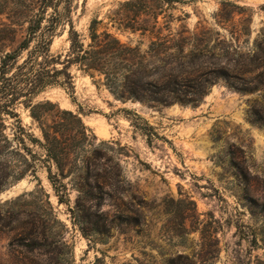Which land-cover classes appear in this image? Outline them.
<instances>
[{"label": "rangeland", "instance_id": "obj_1", "mask_svg": "<svg viewBox=\"0 0 264 264\" xmlns=\"http://www.w3.org/2000/svg\"><path fill=\"white\" fill-rule=\"evenodd\" d=\"M16 1L36 11L39 0ZM68 1L50 46L54 56L68 51V19L83 38L97 19L142 49L171 33L188 44L182 62L190 50H201L200 72L227 70L229 78L213 83L195 107L160 111L116 101L94 83L98 78L75 69L72 87L38 95L34 103L50 101L77 114L99 156L90 178L77 163L60 174L43 161L42 149L26 142L35 174L0 190V264H264V0ZM0 19L22 18L5 11ZM133 25L147 31L131 32ZM122 109L152 127L150 145ZM17 112L41 138L29 111L21 105ZM5 134L12 137L9 129ZM0 153L11 165L19 155L31 160L22 150ZM51 176L66 187L63 203ZM86 179L93 197L77 208Z\"/></svg>", "mask_w": 264, "mask_h": 264}, {"label": "trees", "instance_id": "obj_2", "mask_svg": "<svg viewBox=\"0 0 264 264\" xmlns=\"http://www.w3.org/2000/svg\"><path fill=\"white\" fill-rule=\"evenodd\" d=\"M59 5L63 6L61 11H58ZM33 6L29 3L17 6L16 0H0V15L7 11L9 16L15 14L16 18H22L6 19V23L0 19V150H14L18 155L22 150L31 157L28 162V158L19 155L20 164L11 165L0 153V190L28 172L34 176L35 156L30 154L26 142L42 149L45 152L43 161L53 163L60 174L64 168L77 163L86 178L93 176V160L99 156V151L80 117L50 101L34 103V99L49 87H72L71 69L92 80L98 78L94 83L104 87L116 101H132L156 111L173 104L195 107L213 83L229 78L227 70L200 72L203 67L201 50H190L185 56L187 61L182 62L188 44L183 39L174 40L171 33L152 37L147 48L142 49L141 42L134 46L121 42L106 23L97 19L91 21L86 38L77 33L68 19V51L63 56H54L50 46L57 26L64 20L61 13L69 10V1L39 0L36 11ZM17 7L22 9L19 14L14 11ZM48 9L51 12L45 18ZM155 28L157 22L152 25V29ZM128 30L141 34L147 31L139 25ZM20 33V40L6 50L8 43H13ZM21 105L36 122L41 138L34 137L22 125L17 112ZM121 111L135 117L133 127L146 136L150 145L151 138L156 137L152 127L145 121L140 124L138 121L142 119L135 113L127 109ZM8 120L11 122L6 125ZM7 129L11 138L5 134ZM74 150H77L76 155ZM49 179L58 202L63 203L66 187L57 186L54 176ZM77 191V208L80 201L93 197L87 179L80 183Z\"/></svg>", "mask_w": 264, "mask_h": 264}]
</instances>
